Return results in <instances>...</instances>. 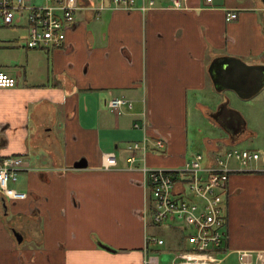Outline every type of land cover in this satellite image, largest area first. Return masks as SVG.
<instances>
[{"label": "crops", "instance_id": "0c3cea01", "mask_svg": "<svg viewBox=\"0 0 264 264\" xmlns=\"http://www.w3.org/2000/svg\"><path fill=\"white\" fill-rule=\"evenodd\" d=\"M80 2L61 48H29L27 14L9 25L0 16V71L17 80L0 88V162L23 158L12 186L27 193L12 199L0 188V264H148L151 255L172 264L190 250L191 229L175 219L152 221L141 165L180 169L202 152H189L190 101L201 116L226 101L218 93L232 89L217 90L210 73L216 57L264 64V0H188L184 9L157 0L148 12ZM231 11L238 18L228 21ZM113 96L133 99V110L112 113ZM144 111L146 126L136 127ZM245 132L246 125L239 136L227 133L230 143L207 139L206 160L237 147ZM159 135L166 148L150 142L145 160L131 168L128 144ZM108 152L119 161L110 170L103 167ZM80 161L86 167H76ZM257 167L230 174L222 264H241L240 252L264 264V159ZM166 253L173 257L164 263Z\"/></svg>", "mask_w": 264, "mask_h": 264}, {"label": "built area", "instance_id": "2783aa9c", "mask_svg": "<svg viewBox=\"0 0 264 264\" xmlns=\"http://www.w3.org/2000/svg\"><path fill=\"white\" fill-rule=\"evenodd\" d=\"M101 9H126L148 12L157 6V0H104ZM211 2L212 0H208ZM172 6L177 9L188 7V0H173ZM79 0H48V3L34 5L31 0H0V16L5 24H12L17 16L27 14L29 22V48L64 47L68 31L76 22V10ZM91 8V7H88ZM238 18V11H231L227 20ZM15 77L0 71V88L14 87ZM108 109L115 115H122L134 108V100L126 96H113L108 99ZM142 122L135 121L139 128L146 126L147 113H142ZM152 147L164 150L167 140L163 136L151 138L145 136L142 141L130 142L128 162L131 168L145 160V154ZM264 159L258 150L231 147L218 153L212 160H206L203 152L193 154L180 169L148 167L141 169L150 183L153 194L152 221L162 224L170 219L188 226L191 248L175 259L172 264H222L225 255L224 240L226 230V197L224 191L230 174L237 167L256 169ZM237 162V167L232 166ZM116 152L106 153L103 167L107 170L118 167ZM24 168L21 156H9L0 162V188L12 199H24L27 193L12 186L18 179L19 170ZM184 175L178 184L177 176ZM163 243V240L152 238ZM241 264H251L252 253L240 252ZM148 264H159L158 256L151 255Z\"/></svg>", "mask_w": 264, "mask_h": 264}, {"label": "rangeland", "instance_id": "374dc122", "mask_svg": "<svg viewBox=\"0 0 264 264\" xmlns=\"http://www.w3.org/2000/svg\"><path fill=\"white\" fill-rule=\"evenodd\" d=\"M79 3L80 0H79ZM91 7V6H89ZM88 8V7H87ZM123 10H126L122 8ZM109 11H115V9H106ZM128 11V10H127ZM132 11V10H130ZM227 98L229 106L238 111L246 122V132L244 137L235 145L240 148L256 149L264 154V90L257 94L252 99H242L232 90H226L223 93H218V96ZM192 100V99H191ZM194 101H190L188 106V131H189V152L205 151V142L207 139H214L219 136L222 141H229L227 132L223 129V125H220L210 113H214L218 106L215 104L212 106V111L201 113L196 110ZM201 116V117H199ZM223 126V127H222ZM228 139H226V138ZM230 143V141H229ZM212 148V146H210ZM213 154V153H212ZM236 163V162H233ZM237 164V163H236ZM189 245H191L189 243ZM172 254H163L162 261L164 263L169 262L172 259ZM255 260V258H253ZM255 262V261H254Z\"/></svg>", "mask_w": 264, "mask_h": 264}, {"label": "water", "instance_id": "95a60500", "mask_svg": "<svg viewBox=\"0 0 264 264\" xmlns=\"http://www.w3.org/2000/svg\"><path fill=\"white\" fill-rule=\"evenodd\" d=\"M210 73L217 90L232 89L244 99H249L264 87V64H248L234 56L216 57L210 65ZM223 114L224 118L233 117L239 130L244 131L246 125L244 118L229 106L228 100L221 103L211 116L220 125L225 126L220 118ZM228 133L232 137V133L229 131ZM86 165L83 161L76 163V167H86Z\"/></svg>", "mask_w": 264, "mask_h": 264}, {"label": "flooded vegetation", "instance_id": "af4514ba", "mask_svg": "<svg viewBox=\"0 0 264 264\" xmlns=\"http://www.w3.org/2000/svg\"><path fill=\"white\" fill-rule=\"evenodd\" d=\"M220 118H221V122L225 125L223 127V129L227 133H228V131L230 133H232V137L240 135L241 129L239 130V126L237 125L236 122H234V118L233 117L227 116L226 118H224V114H223Z\"/></svg>", "mask_w": 264, "mask_h": 264}]
</instances>
